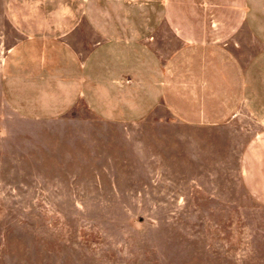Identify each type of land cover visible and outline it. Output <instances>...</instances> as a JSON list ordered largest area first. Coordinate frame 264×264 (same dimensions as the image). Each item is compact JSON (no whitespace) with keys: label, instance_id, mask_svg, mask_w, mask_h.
Listing matches in <instances>:
<instances>
[{"label":"rangeland","instance_id":"rangeland-1","mask_svg":"<svg viewBox=\"0 0 264 264\" xmlns=\"http://www.w3.org/2000/svg\"><path fill=\"white\" fill-rule=\"evenodd\" d=\"M147 1L129 5L139 14ZM31 3L0 0V264H264V186L249 187L262 185L263 164L243 161L257 119L178 120L156 103L160 71L138 50L109 60L132 83L86 73L91 99L74 104L66 58L52 73L16 45ZM257 59L264 114V52Z\"/></svg>","mask_w":264,"mask_h":264},{"label":"crops","instance_id":"crops-1","mask_svg":"<svg viewBox=\"0 0 264 264\" xmlns=\"http://www.w3.org/2000/svg\"><path fill=\"white\" fill-rule=\"evenodd\" d=\"M31 1L32 10L18 18L23 36L16 45L26 43L28 51L38 54L40 66L52 73L60 65L59 55L66 58L71 102L91 99L85 95L86 73L96 72L100 83L116 88L132 83L122 63L109 60H119L117 51L125 55L138 50L151 60L150 72L154 67L160 71L156 103L178 120L217 125L238 112L257 119L243 161L246 167L249 161L262 162V185L249 187L263 191L264 114L256 113L261 104L251 72L264 52L259 24L263 3L256 2L251 10L247 0H199L201 5L195 0H148L137 14L130 0H112L106 7L97 6V0H55L49 7L46 0ZM202 6H209L208 14L201 12Z\"/></svg>","mask_w":264,"mask_h":264}]
</instances>
